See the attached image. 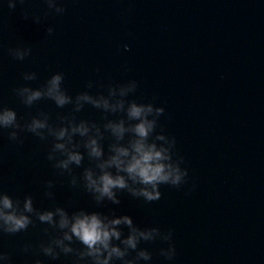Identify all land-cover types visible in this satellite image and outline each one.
<instances>
[{
    "label": "water",
    "instance_id": "water-1",
    "mask_svg": "<svg viewBox=\"0 0 264 264\" xmlns=\"http://www.w3.org/2000/svg\"><path fill=\"white\" fill-rule=\"evenodd\" d=\"M6 4L0 0V107L14 110L20 124L46 114L53 128L67 126L70 119L95 123L102 132L108 120L135 123L124 111L107 113L87 103L74 111L77 95L109 98L112 87L117 95L110 103L122 99L125 108L135 102L164 109L150 142L157 134L174 138L173 159H183L188 176L179 189L161 185L158 201L146 203L121 191L119 205L105 201L98 206L82 188L84 168L96 170L82 147L81 166L71 165V176L59 175L52 167L56 160H47L54 142L47 132L43 141L20 132L18 142H10L12 129H3L0 193L19 200L21 207L30 196L41 212L60 207L69 216L80 210L110 218L114 213L131 217L142 230L171 231V261L159 255L168 242L138 246L151 253L150 264H264V0H61V15L42 0L17 2L14 9ZM33 15L41 17L39 24ZM17 47L30 49L23 61L9 54ZM24 73H35L36 79L25 81ZM57 73L73 100L63 108L47 98L27 107L13 91L43 89ZM130 81L136 90L120 97L119 87ZM104 136L107 152L111 138ZM73 176L76 187L69 183ZM48 181L53 188L45 187ZM32 219L34 226L26 231L0 235V251L10 264L37 259L71 264L72 257L51 261L34 254L48 240L45 229L58 233ZM121 230L126 236L128 229ZM25 245L33 251L22 252ZM71 246L80 248L75 241Z\"/></svg>",
    "mask_w": 264,
    "mask_h": 264
},
{
    "label": "clouds",
    "instance_id": "clouds-1",
    "mask_svg": "<svg viewBox=\"0 0 264 264\" xmlns=\"http://www.w3.org/2000/svg\"><path fill=\"white\" fill-rule=\"evenodd\" d=\"M17 2L24 5L27 0H7L6 7L14 9ZM42 3L57 15L65 11L61 6V0H42ZM44 15L46 17L48 13ZM24 18H28L27 13ZM32 19L37 24L41 21V17L35 15ZM47 33L52 35L53 29L49 27ZM9 54L13 59L23 61L29 56L30 49L17 47L9 49ZM22 78L25 81L35 80L36 74L24 73ZM63 79V75L57 73L51 76L43 89L20 87L13 91L20 102L27 107L47 98L52 100L58 108H63L73 103L72 98L61 87ZM87 87L91 88L92 83L89 82ZM136 88V82L130 81L127 85L119 87L118 95L124 97ZM116 95L117 90L109 87L108 97ZM109 98L103 96L94 98L87 93L77 95L74 111L79 112L83 104L87 103L107 113L124 111L127 121H135V123H128L126 126L124 119L108 120L103 124L102 132L95 123L85 120L77 123L74 119H70L67 121V126L53 128L49 125L46 114L41 113L42 118L33 117L30 122L20 124L14 110L0 107V130L12 129L8 133L10 142H18L20 132L31 133L43 141L44 133L47 132V135L54 140L47 160H56L52 167L60 170L59 175L67 172L71 176L70 166L74 165L77 168L81 166L84 159V154L80 151L82 147L96 169L94 171L93 167L84 168L80 178L82 188L90 194L98 206L105 201L119 205L118 193L121 191H126L133 198H142L146 203L155 202L161 198L159 191L161 185L177 189L184 185L188 172L186 168L181 167L182 158L173 159L175 139L157 134L150 142V137L153 136L157 127V119L163 114L164 109L153 107L152 104H136L135 102L129 103L125 108L122 99L110 103ZM63 123L62 120L61 124ZM104 133L111 138L107 152L101 143L105 140ZM126 135L129 139L126 144H123L121 141H124ZM73 137L81 139L74 142ZM156 141L161 143L158 145ZM56 153H59L63 159H58ZM69 183L72 187H76V177L73 176ZM45 187L51 189L53 183L48 181ZM44 195L51 197L52 193L45 191ZM33 216L40 224H47L53 233H58V235H52L45 229L44 235L48 237V240L38 246V253H34L42 254L51 261H57L64 256L72 257L71 264H141V262L150 264L151 253L138 246L141 242L155 240L168 242V247L162 248L159 252L164 260L171 261L175 256V249L170 242L171 231L161 234L155 227L139 229L133 225L132 218L127 215L116 216L113 213L110 218L99 212L80 210L69 216L60 207L55 208L54 211L41 212L34 209L30 196L24 198L21 207L19 200L13 201L8 195L0 193V235H15L26 231L30 225H33ZM121 226L128 229L126 236ZM73 241L80 245L78 250L71 246ZM21 251L29 253L33 250L31 245H25ZM132 253L135 255H131ZM0 264H10L8 254L3 251H0ZM34 264H41V261L37 259Z\"/></svg>",
    "mask_w": 264,
    "mask_h": 264
}]
</instances>
